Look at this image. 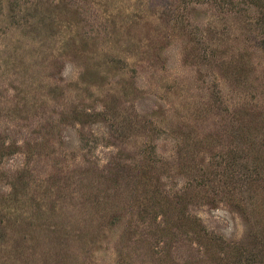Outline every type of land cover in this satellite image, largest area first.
<instances>
[{
	"label": "rangeland",
	"instance_id": "1",
	"mask_svg": "<svg viewBox=\"0 0 264 264\" xmlns=\"http://www.w3.org/2000/svg\"><path fill=\"white\" fill-rule=\"evenodd\" d=\"M0 264H264V0H0Z\"/></svg>",
	"mask_w": 264,
	"mask_h": 264
},
{
	"label": "trees",
	"instance_id": "2",
	"mask_svg": "<svg viewBox=\"0 0 264 264\" xmlns=\"http://www.w3.org/2000/svg\"><path fill=\"white\" fill-rule=\"evenodd\" d=\"M91 37H89V38H86L85 40L87 41L88 39H90ZM260 171V169H257V172H259ZM255 180V179H254ZM213 241V238L211 239V242ZM212 244H213V242H212ZM219 245V244H218Z\"/></svg>",
	"mask_w": 264,
	"mask_h": 264
}]
</instances>
